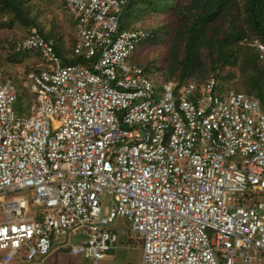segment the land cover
I'll return each instance as SVG.
<instances>
[{"label":"built area","instance_id":"obj_1","mask_svg":"<svg viewBox=\"0 0 264 264\" xmlns=\"http://www.w3.org/2000/svg\"><path fill=\"white\" fill-rule=\"evenodd\" d=\"M129 1L65 0L79 64L61 65L36 27L17 46L43 61L27 76L30 115L16 111L14 86L0 81V264L62 247L99 264L120 219L143 240L141 264H234L237 254L252 264L250 250L264 259V107L220 93L213 78L165 81L156 97L132 61L149 34L121 27ZM254 45L264 59V44ZM23 189L39 207L33 216H24L23 196L5 199ZM80 230L85 241L69 246Z\"/></svg>","mask_w":264,"mask_h":264},{"label":"trees","instance_id":"obj_2","mask_svg":"<svg viewBox=\"0 0 264 264\" xmlns=\"http://www.w3.org/2000/svg\"><path fill=\"white\" fill-rule=\"evenodd\" d=\"M42 1L0 0V81L9 80L14 86L15 109L25 115H30L28 102L34 98L26 87L30 84L27 76L42 70L39 65L43 58L38 50L19 55L17 46L32 27L45 22ZM47 1L65 6V0ZM124 15L132 16L131 26L141 24L143 27L137 29L149 34L132 56L133 63L145 72L155 73L165 81H177L180 86L213 78L220 93H243L264 107V59L254 45L264 44V0H134L126 6ZM57 36L56 40L48 37L60 64L81 63L83 59L73 55L74 36L71 35L73 44L69 46L59 32ZM31 56L34 60H30ZM25 65L26 75L18 72ZM127 244H133L131 249L138 245L142 248V238L136 234ZM113 248L104 258L111 255ZM87 260H68V264H93Z\"/></svg>","mask_w":264,"mask_h":264},{"label":"rangeland","instance_id":"obj_3","mask_svg":"<svg viewBox=\"0 0 264 264\" xmlns=\"http://www.w3.org/2000/svg\"><path fill=\"white\" fill-rule=\"evenodd\" d=\"M51 2L47 0H43L41 2V6H43L44 9V18L45 22L43 25L39 23V27H37L42 34H46L53 38V40H56L59 36H57V32H59L62 36V40L65 41L66 46H69L70 44H73V41L71 40V35L75 36L76 32V25L72 19L71 16H69L65 11V6L56 3L50 5ZM62 13H64V17L62 16ZM132 23V16H126L123 13V16L121 18V27L123 29L131 28ZM137 27H143L141 24H133L132 28ZM71 34V35H70ZM28 52H21L19 55H24ZM58 55V54H57ZM73 55L78 56L73 53ZM79 58L81 56H78ZM60 58V57H59ZM30 60H34V57L31 56ZM40 62V61H39ZM36 67L40 70V68L36 65ZM26 65L25 67H22L18 69V72L24 73L26 75ZM33 72L37 73V70H34ZM150 76V82L151 85L155 91L156 97H160L162 95L161 87L162 84L165 82L161 77H159L155 73H148ZM14 76L17 77L16 71H14ZM0 78H2L0 76ZM26 85V83H25ZM27 87V86H26ZM27 93L23 95V100L26 101ZM16 106V105H15ZM23 196L26 199L27 202V208L25 211L24 216L29 217L33 216L38 210L39 207L33 202V192L27 189L19 190V191H13L9 194L5 195L6 200H10L16 197ZM100 199V205L102 209V215H106L111 207V195L107 190H103L100 193L99 196ZM226 201L227 205H232V196L230 194L226 195ZM4 223V215L3 211L0 208V224ZM113 228L116 230L118 239L117 242L111 252V255L107 258H104L100 264H110V263H119L127 264L128 262L132 261L133 264H141L142 259V248L135 247L133 248V244L130 246L127 244L129 240H134V237L136 235L135 232L130 230V223L128 221H125L123 219L116 220L113 224ZM85 232L83 230H80L79 232L70 233L68 238V245L74 246L78 245L80 243H83L85 241ZM65 250V251H60ZM248 256L251 259L252 264H264L263 256L258 252L257 254H253V251L248 252ZM73 259H79L84 260V258L80 255H71L68 251V248H62L58 249L57 251H54L51 253V255L46 259H40L36 258L32 261L21 263V264H68V260ZM87 262H89L87 260ZM80 262H77L76 264H79ZM234 264H245L244 263V256L237 254L234 258Z\"/></svg>","mask_w":264,"mask_h":264},{"label":"bare ground","instance_id":"obj_4","mask_svg":"<svg viewBox=\"0 0 264 264\" xmlns=\"http://www.w3.org/2000/svg\"><path fill=\"white\" fill-rule=\"evenodd\" d=\"M193 169L197 170L198 172L204 173L208 171L207 167H198V166H193ZM232 175V174H231ZM225 195V194H224ZM196 204H200V202H196ZM143 241V240H142Z\"/></svg>","mask_w":264,"mask_h":264},{"label":"water","instance_id":"obj_5","mask_svg":"<svg viewBox=\"0 0 264 264\" xmlns=\"http://www.w3.org/2000/svg\"><path fill=\"white\" fill-rule=\"evenodd\" d=\"M131 1H134V0H131ZM131 1H129L127 4H126V6L131 2ZM126 6H125V8H126ZM125 8H124V10H125ZM124 13V12H123ZM75 23V22H74ZM131 28H132V26H131ZM45 36H47L46 34H44ZM48 37V36H47ZM75 37V36H74ZM49 38V37H48Z\"/></svg>","mask_w":264,"mask_h":264},{"label":"clouds","instance_id":"obj_6","mask_svg":"<svg viewBox=\"0 0 264 264\" xmlns=\"http://www.w3.org/2000/svg\"><path fill=\"white\" fill-rule=\"evenodd\" d=\"M36 28H37V27H36ZM27 81H28V80H27ZM30 84H31V83H30ZM30 84H29V85H30ZM29 85H27V88H28V89H29Z\"/></svg>","mask_w":264,"mask_h":264}]
</instances>
